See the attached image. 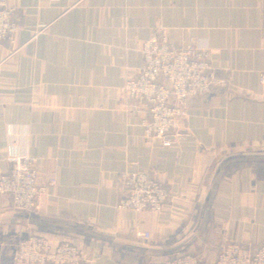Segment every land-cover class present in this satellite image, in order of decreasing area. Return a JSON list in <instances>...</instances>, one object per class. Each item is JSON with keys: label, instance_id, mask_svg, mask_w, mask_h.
Segmentation results:
<instances>
[{"label": "crops", "instance_id": "1", "mask_svg": "<svg viewBox=\"0 0 264 264\" xmlns=\"http://www.w3.org/2000/svg\"><path fill=\"white\" fill-rule=\"evenodd\" d=\"M7 1L19 29L0 44V177L12 156H29L47 191L37 218L154 247L185 241L218 162L264 152V0ZM162 31L173 44L207 51L229 84L189 101L188 137L169 148L145 138L143 114L124 95L143 64L145 42ZM132 162L167 186L163 212L117 209L119 176ZM11 214H17L11 200L0 196V216ZM31 234L71 242L93 264L180 256L216 264L228 242L256 252L264 244V158L222 167L199 231L172 251L7 220L0 221V264H13Z\"/></svg>", "mask_w": 264, "mask_h": 264}, {"label": "built area", "instance_id": "2", "mask_svg": "<svg viewBox=\"0 0 264 264\" xmlns=\"http://www.w3.org/2000/svg\"><path fill=\"white\" fill-rule=\"evenodd\" d=\"M17 10L7 0H0V44L13 41L18 32ZM143 64L135 76L127 79L125 98L143 114L145 138L158 140L169 148L188 137L186 126L190 100L226 89L228 82L213 67L210 54L194 45L178 46L169 41L165 31L155 33L144 44ZM9 173L0 177V196L8 197L17 213L37 217L45 198L46 187L38 183L35 160L29 156H12ZM56 181L52 180L51 185ZM119 211L137 213L163 212L170 201L167 186L152 171L139 163H129L119 176ZM149 238V235H138ZM13 264H93L71 242L53 244L42 234L24 238ZM150 264H202L192 256ZM216 264H264V244L256 252L228 242L220 251Z\"/></svg>", "mask_w": 264, "mask_h": 264}, {"label": "water", "instance_id": "3", "mask_svg": "<svg viewBox=\"0 0 264 264\" xmlns=\"http://www.w3.org/2000/svg\"><path fill=\"white\" fill-rule=\"evenodd\" d=\"M239 158L260 159V158H264V152L246 151V152L233 153V154L226 155L225 157H223L218 162V164L215 167L214 173H213V175L211 177V180H210V183H209V186H208V189H207V192H206L203 204H202L199 220L197 222V225H196L193 233L185 241H183L182 243H179L177 245H174V246H170V247H154V246H150V245H147V244H141V243H137V242H130V241L121 240V239H114V238L106 237V236H103V235H98V234H95V233L84 231V230H81V229H77V228H73V227H69V226H64V225H60V224H56V223L43 221V220H41V219H39L37 217H33V216H30V215H27V214H23V213H17V214L0 216V221H7V220L24 221V222L33 224L35 226L43 227V228H52V229H58V230L66 231V232H72V233L80 234V235H83V236H86V237H90V238H93V239H97V240H100V241H104V242H107V243H111V244H115V245H119V246L143 249V250L156 252V253L172 251V250H175V249L181 247L182 245H184L187 241H189L192 237H194L196 235V233L199 231V229H200V227L202 225V222H203V218H204L206 207H207V205L209 203L212 191L214 189L215 183L217 181V178L219 176V173H220L222 167L228 161L234 160V159H239Z\"/></svg>", "mask_w": 264, "mask_h": 264}]
</instances>
